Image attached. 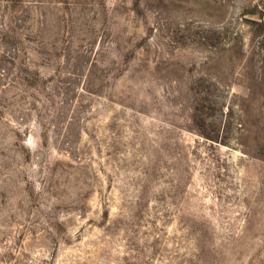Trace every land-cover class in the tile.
Listing matches in <instances>:
<instances>
[{
	"label": "rangeland",
	"instance_id": "374dc122",
	"mask_svg": "<svg viewBox=\"0 0 264 264\" xmlns=\"http://www.w3.org/2000/svg\"><path fill=\"white\" fill-rule=\"evenodd\" d=\"M264 0H0V264H264Z\"/></svg>",
	"mask_w": 264,
	"mask_h": 264
},
{
	"label": "trees",
	"instance_id": "16d2710c",
	"mask_svg": "<svg viewBox=\"0 0 264 264\" xmlns=\"http://www.w3.org/2000/svg\"><path fill=\"white\" fill-rule=\"evenodd\" d=\"M250 14H258L259 18L262 19L261 21L258 20H250L249 19V23L253 26L252 28L255 31H262L264 29V9H258L257 7L253 10H251L250 12H248Z\"/></svg>",
	"mask_w": 264,
	"mask_h": 264
}]
</instances>
